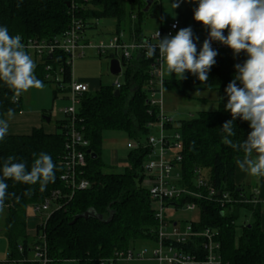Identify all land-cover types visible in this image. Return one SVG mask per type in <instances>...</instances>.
<instances>
[{
  "label": "trees",
  "instance_id": "16d2710c",
  "mask_svg": "<svg viewBox=\"0 0 264 264\" xmlns=\"http://www.w3.org/2000/svg\"><path fill=\"white\" fill-rule=\"evenodd\" d=\"M157 1L162 0H153L145 13V0H81L76 2L75 10L70 5L71 0H0V26H7L13 36L20 35L26 51L29 41L60 42L72 19L83 21L86 31L95 29L96 21L112 20L116 30L111 36L122 34L127 41L136 42L146 37L141 27L146 19L155 18L152 10ZM197 6L191 3L185 9L184 21L193 18ZM167 26L159 29L164 30ZM180 26L182 28L181 23ZM27 52L36 64V77L43 83L54 84L53 95L56 97L60 86L67 85L71 80L66 54L54 50L51 55L38 59ZM154 57L147 59L141 55L124 61L123 82L118 90L111 84L99 86L82 95L76 108L75 128L88 141L82 178L89 181L90 187L76 190L71 198L62 199L59 209H54L52 205L48 214L42 213L45 219L36 226L32 238L26 232L28 209L41 205L54 192H69L60 176L63 173L61 161L65 154L70 120L66 117L56 122L53 134L36 128L29 135H7L0 141V178L3 162L10 155L16 157L17 162H25L29 170L34 160L33 153L49 154L56 165L55 182L49 183L43 192L39 183L26 185L10 179L6 181L10 195L5 200L1 224V234L8 246L6 264H41L35 256L36 247L45 250L47 264H117V255L125 256L130 248L135 249L142 243L155 245L157 221L147 189L142 184V165L147 155L143 145L151 131L149 125L157 122L159 112L148 102L152 91L148 84L149 69ZM112 59L113 55L110 56ZM215 60L208 72L207 82H200L198 78L163 79L164 92L188 99L196 91L214 90L218 93L216 110L201 111L188 120L171 121L165 125L181 137V161L178 163L180 186L197 192L199 190L195 184L200 179L216 190V195L210 201L187 197L181 202H196L199 219L189 221L195 230L209 228L218 233L220 264H264L260 208L258 202L253 203L257 198L254 192H248L234 183V162L236 158L244 157V153L222 142L225 135L222 126L232 119L231 113L225 110L228 99L225 89L236 73L235 65L243 64L246 58L238 60L226 52H220ZM58 77L60 81L56 80ZM237 85L242 86L239 81ZM115 91L119 92L118 96H114ZM10 108L14 109V114L22 110L21 96L13 101V92L0 82V119L7 116ZM233 123L236 132L232 137L234 142L247 139L251 131L249 123L240 118ZM106 131L124 133L128 139L142 144L141 148L129 151L126 158L128 167L119 173L107 172V166L101 160L103 134ZM13 193L15 195H11ZM223 194L228 195L229 202L221 207L218 199ZM88 209H93L105 220L112 214V220L104 223L92 218L79 219L71 224L76 216ZM240 209L248 210L253 222L241 228L237 242L236 220Z\"/></svg>",
  "mask_w": 264,
  "mask_h": 264
},
{
  "label": "built area",
  "instance_id": "2783aa9c",
  "mask_svg": "<svg viewBox=\"0 0 264 264\" xmlns=\"http://www.w3.org/2000/svg\"><path fill=\"white\" fill-rule=\"evenodd\" d=\"M81 0H71L70 5L75 10L76 2ZM87 2L88 0H82ZM85 23L72 19L65 36L60 42H37L29 41L26 45L27 51L38 59L44 55H51L54 50H61L67 56V65L72 67L75 59L83 58L86 50H94L100 56L107 54L108 51H113V59L118 60L120 64V73L124 68V61L133 60L137 56H146V44L158 43L157 33L160 38L165 36L175 35L181 28L178 21H172L167 28L157 29L151 37H145L136 42H129L124 38V35H114L108 43L99 42L91 44L86 39ZM227 35V32H224ZM209 36H207V39ZM213 50L226 52L229 56L236 59L246 58L247 54L241 52L239 55H234L233 51L226 45L218 41H212ZM198 49V47H197ZM119 53V54H118ZM216 58V57H215ZM154 62L150 65L148 82L152 91L149 94L150 106L157 107L158 120L150 124L151 131L148 138L145 140L143 148L146 149L147 155L143 162L142 170L144 173L143 186L147 189L148 197L154 208V217L157 221V239L151 260L158 264H220L218 242V233L213 229L195 230L191 223L183 224L178 220H168L165 214L166 210H182L185 212H195L197 210L195 201L184 200L183 198H191L194 200H211L216 195V190L208 182L197 180L195 186L199 190L197 192L189 191L187 188L180 186L181 175L178 170V163L181 161L179 152L181 150V137L178 132L167 129L166 124L172 120L163 111V79L161 76V63L157 55L153 58ZM48 69V68H47ZM60 81L59 77L56 79ZM112 86L118 90L121 87V82L115 80ZM63 87L60 86V89ZM157 88V90L155 89ZM67 99L70 101L69 107L63 110V113L70 120V130L66 135L65 154L61 161L63 173L60 180L64 183L69 192L62 194L60 191L54 192L49 199H46L39 206L29 208L32 217L48 214L49 208L53 205L54 209H59V202L63 199L71 198V195L76 190H86L90 187L89 181L82 178L83 168L86 166L85 149L88 146V141L75 128L76 108L79 105L80 98L84 93L94 91L91 90L89 84L76 82L71 80L67 84L66 89ZM156 133L157 136L153 134ZM142 147V144L128 139L126 148L129 151L137 150ZM229 202L227 194H223L218 203L221 207ZM257 203V200L253 202ZM179 204V205H177ZM41 225V223L39 224ZM35 256L41 264H47L48 260L45 257V250L39 247L35 249ZM146 253L142 252L135 255L129 250L125 256L119 254V260H134L144 259Z\"/></svg>",
  "mask_w": 264,
  "mask_h": 264
},
{
  "label": "clouds",
  "instance_id": "9594fccd",
  "mask_svg": "<svg viewBox=\"0 0 264 264\" xmlns=\"http://www.w3.org/2000/svg\"><path fill=\"white\" fill-rule=\"evenodd\" d=\"M180 2L176 0L172 7L178 8ZM189 2L198 5L194 9V20L209 30V38L204 40L202 47L197 49L191 27H184L163 39L158 32V43L146 44L145 54L152 58L158 50L161 67L170 76L175 74L177 80H182L189 72L200 82H207L208 72L216 63L218 53L213 50L212 41L228 46L234 55L247 54L243 64L235 65L236 73L225 89L228 97L225 110L231 113L232 119L222 126L225 133L222 142L234 150L243 151V159L236 161L241 171L253 177H264V0ZM35 68L22 37L11 35L7 26H0V82L13 92V101L29 89L44 88L43 82L35 75ZM237 81L242 86H238ZM6 115L8 119L13 118L14 109H8ZM237 118L248 122L251 129L242 142L232 139L236 135L233 122ZM8 119H0V141L8 134ZM33 157L30 170L25 162H17L14 156L4 160L0 178V212H3L5 200L10 195L7 180L26 185L39 183L41 192L49 183L55 182L56 165L52 157L45 152L33 153Z\"/></svg>",
  "mask_w": 264,
  "mask_h": 264
},
{
  "label": "rangeland",
  "instance_id": "374dc122",
  "mask_svg": "<svg viewBox=\"0 0 264 264\" xmlns=\"http://www.w3.org/2000/svg\"><path fill=\"white\" fill-rule=\"evenodd\" d=\"M176 0H162L157 1L154 5L152 13L155 18H148L142 24V33L146 37H151L154 32L161 26H166L173 20L179 21L182 28L191 27L194 35L195 43L198 50L202 47L203 42L207 39L209 30L206 29L201 23H198L194 18L184 21L183 13L192 2L189 0H181L180 6L176 9L172 7V3ZM96 28L87 30L85 37L91 44H98L99 42L108 43L111 35L115 33V24L112 20H99L95 22ZM226 31V30H225ZM198 38V39H197ZM119 54V53H118ZM114 55L113 51H108L107 54L100 56L94 50H86L83 58L75 59L71 67V75L76 82L89 84L91 90L97 89L99 86H108L115 82V80L123 82V73L125 68L122 69L120 75L113 76L109 72L110 56ZM162 79L175 78V74L170 76L165 68L161 69ZM197 77L189 72L185 73V78L182 80H193ZM43 89L32 88L27 92H23L20 96L23 105L27 111L36 108L41 110L42 115L49 119V123L42 122L52 131H56V122L66 119L63 110L71 104L67 99L66 89L67 85L64 84L62 89L57 92L56 97L53 95L55 89L54 84L43 83ZM191 99L177 96L171 92H164L163 98V111L172 120L177 123L183 120H188L197 115L201 111H214L217 108L218 93L214 90L196 91L191 94ZM44 119V118H43ZM157 136L156 133L153 134ZM127 136L118 131H106L103 134V143L101 147V160L107 166V172L119 173L128 167L127 155L129 150L126 148ZM4 212H2L3 214ZM165 214L168 220H178L181 223H189V221H198L199 212H185L182 210H166ZM45 219L44 215L38 216L37 219L29 220L28 227L35 228ZM253 218L251 213L246 209H240L238 218L236 220V241L238 242L241 228L252 224ZM2 222H0L1 226ZM34 230V229H33ZM33 232V231H32ZM33 236H31L32 238ZM153 243L139 244L134 250L135 255L142 252L146 253L144 259L138 260H119L117 264H158L156 261L151 260ZM8 246L6 239L0 233V264L7 263ZM61 264H76L73 262H63Z\"/></svg>",
  "mask_w": 264,
  "mask_h": 264
},
{
  "label": "crops",
  "instance_id": "0c3cea01",
  "mask_svg": "<svg viewBox=\"0 0 264 264\" xmlns=\"http://www.w3.org/2000/svg\"><path fill=\"white\" fill-rule=\"evenodd\" d=\"M159 29V28H158ZM26 107V106H25ZM22 102V110L14 114L13 118L8 119L6 116L4 119H8L9 131L7 135H29L33 129L42 128L47 134H53L54 131L44 126L45 123L44 114L42 115L41 110L33 108L30 111L25 109ZM27 108V107H26ZM50 122V121H49ZM48 122V123H49ZM46 123V124H48ZM242 160L243 157H238L234 162V183L238 187L245 188L248 192H254L257 202L260 208V226L264 231V177H253L249 174L241 171L236 164L237 160ZM28 218L26 220V232L31 237L35 235V228L30 229L28 227L29 220L37 219L38 217H32L30 210L28 209ZM4 213L0 212V222H3ZM33 231V232H32ZM1 233V226H0Z\"/></svg>",
  "mask_w": 264,
  "mask_h": 264
},
{
  "label": "water",
  "instance_id": "95a60500",
  "mask_svg": "<svg viewBox=\"0 0 264 264\" xmlns=\"http://www.w3.org/2000/svg\"><path fill=\"white\" fill-rule=\"evenodd\" d=\"M145 1H146V4H145L144 12L146 13L149 10L153 0H145ZM67 6H68V4H67ZM121 66H120L118 60H116V59L110 60V63H109V72H110V74L113 75V76L118 75L120 73V67ZM118 93H119L118 91H115L114 92V96H118ZM44 120L47 123L49 122V119L47 117H44ZM89 153L90 152L88 151V154ZM91 157L95 158V155H92ZM90 218L96 219V220H98L100 222L109 223L112 220V214H110L109 218L107 220H105L102 216L97 215L93 209H88L83 214L76 216L73 219V221L71 222V224H74L79 219L87 220V219H90Z\"/></svg>",
  "mask_w": 264,
  "mask_h": 264
}]
</instances>
